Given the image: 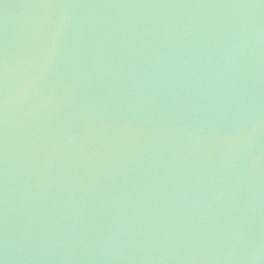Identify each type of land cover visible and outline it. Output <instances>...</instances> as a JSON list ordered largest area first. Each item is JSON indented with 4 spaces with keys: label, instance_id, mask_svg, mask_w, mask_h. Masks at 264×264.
Masks as SVG:
<instances>
[{
    "label": "water",
    "instance_id": "1",
    "mask_svg": "<svg viewBox=\"0 0 264 264\" xmlns=\"http://www.w3.org/2000/svg\"><path fill=\"white\" fill-rule=\"evenodd\" d=\"M0 264H264V0H0Z\"/></svg>",
    "mask_w": 264,
    "mask_h": 264
}]
</instances>
